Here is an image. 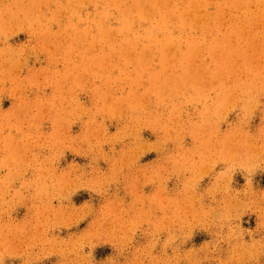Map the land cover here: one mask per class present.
<instances>
[{
  "label": "rangeland",
  "instance_id": "1",
  "mask_svg": "<svg viewBox=\"0 0 264 264\" xmlns=\"http://www.w3.org/2000/svg\"><path fill=\"white\" fill-rule=\"evenodd\" d=\"M262 1L0 0V264H264Z\"/></svg>",
  "mask_w": 264,
  "mask_h": 264
},
{
  "label": "bare ground",
  "instance_id": "2",
  "mask_svg": "<svg viewBox=\"0 0 264 264\" xmlns=\"http://www.w3.org/2000/svg\"><path fill=\"white\" fill-rule=\"evenodd\" d=\"M252 2L253 3H255L254 2V0H252ZM170 3L171 2H169L168 3V0H150V4H151V6L150 7H148L149 9H150V11L153 13V15H154V13H157L160 17H161V19H163L162 20V22H163V24H165V20H166V14H167V12H169L170 14H173V13H171L170 11H167V10H173V9H167L168 7H169V5H170ZM253 3H252V5H253ZM261 2H259V3H257V4H260ZM262 3H264L263 1H262ZM146 4V3H145ZM149 4V5H150ZM173 4H174V2H173ZM161 5L163 6V10H165V11H158V12H155L156 10H158V9H161L160 7H161ZM233 5V4H232ZM256 4H254V7L255 8H257L256 6H255ZM262 5V4H261ZM232 7V6H231ZM252 7V6H251ZM259 7V6H258ZM171 8H172V6H171ZM233 8V7H232ZM254 8V10H256ZM241 9V8H240ZM252 9H253V7H252ZM252 9H251V13L250 14H252ZM264 9V8H263ZM195 10V9H194ZM167 11V12H166ZM241 11V10H240ZM249 11V10H248ZM173 12V11H172ZM202 12V11H201ZM148 13V12H147ZM225 13V12H224ZM232 13V12H231ZM258 13V12H257ZM260 13V12H259ZM264 13V12H263ZM193 15H195V13L193 14ZM224 15V14H223ZM247 15V14H246ZM227 16V15H226ZM232 16V15H231ZM230 16V17H231ZM149 17V16H148ZM169 17H172L171 15L169 16ZM199 17V16H198ZM198 17H196L197 19H198ZM259 17V16H258ZM124 19V18H123ZM219 19H221V18H219ZM225 19V18H224ZM230 19V18H229ZM234 19V18H233ZM254 19V18H253ZM196 20V19H195ZM203 20V19H202ZM252 20V19H251ZM263 20H264V16H263ZM219 21H221V20H219ZM223 21V20H222ZM230 21H232L231 19H230ZM255 21H257V20H255ZM255 21H254V23H255ZM170 23H171V21H169ZM196 22V21H195ZM199 22V21H198ZM224 22V21H223ZM222 22V23H223ZM247 22V21H246ZM246 22H244V23H246ZM258 22V21H257ZM123 23L124 24H121L120 26H119V29L120 30H126V28H127V21H125V20H123ZM226 23V22H225ZM224 23V24H225ZM262 23V22H261ZM195 24H197V23H195ZM227 24V23H226ZM231 24V23H230ZM253 24V23H252ZM260 24V22L257 24V26ZM144 25V24H143ZM262 25V24H261ZM260 26V25H259ZM258 26V27H259ZM167 27V26H166ZM192 27V26H191ZM133 28V27H132ZM218 28V27H217ZM238 28V27H237ZM248 29V28H247ZM259 29V28H258ZM257 29V30H258ZM262 29V28H261ZM221 30V29H220ZM219 30V31H220ZM222 30H224V25H222ZM243 30V29H242ZM246 30V29H245ZM254 30H255V27H254ZM213 31V30H212ZM256 31V30H255ZM259 31V30H258ZM216 32H218V31H216ZM221 32V31H220ZM219 32V33H220ZM115 33V32H114ZM192 33V32H191ZM250 34V33H249ZM114 35V34H113ZM254 36H255V34H253ZM252 34H251V36H253ZM257 35H258V33H257ZM206 37V36H205ZM254 38L255 37H252V39L254 40ZM166 42V41H165ZM231 42V41H230ZM252 44V43H251ZM185 45V44H184ZM178 46V45H177ZM169 47V46H168ZM172 48H175L174 46L172 47ZM171 48V49H172ZM169 49V48H168ZM170 50V49H169ZM256 50V49H255ZM245 54H246V51H245ZM223 55V54H222ZM247 55V54H246ZM256 56V55H255ZM263 56V55H262ZM252 57V56H251ZM258 57V56H257ZM245 58L247 59L246 61L248 62V64L249 63H251V61H250V58L248 57V56H245ZM255 59H256V57H254ZM228 61V60H227ZM236 61V60H235ZM262 61V60H261ZM225 65H226V63H225ZM261 65V64H260ZM260 67V66H259ZM221 73H222V71H221ZM188 75V74H187ZM258 76V75H257ZM188 78V77H187ZM190 79L191 78H188L187 80H189L190 81ZM210 79V78H209ZM192 80V79H191ZM201 80V79H200ZM200 80H199V82H200ZM189 85V84H188ZM229 109V108H228Z\"/></svg>",
  "mask_w": 264,
  "mask_h": 264
}]
</instances>
